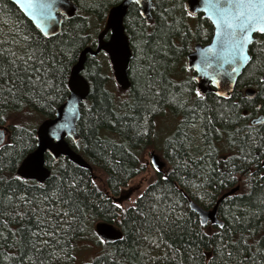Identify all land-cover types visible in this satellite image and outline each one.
I'll use <instances>...</instances> for the list:
<instances>
[{
  "label": "trees",
  "instance_id": "trees-1",
  "mask_svg": "<svg viewBox=\"0 0 264 264\" xmlns=\"http://www.w3.org/2000/svg\"><path fill=\"white\" fill-rule=\"evenodd\" d=\"M74 1L76 14L45 37L15 4L0 0V125L7 128L0 146V264H264V123H248L257 113L254 102L264 110V41L257 38L240 75L257 88L254 98L208 97L190 110L182 86L167 80L182 49L175 45L185 42L190 28L181 0H156L150 33L145 28L152 25L136 6L128 7L124 25L137 52L133 99L125 102L108 72L87 57L82 73L89 93L80 104L79 140L69 142L91 168L46 155L50 175L44 182L15 174L35 146L36 125L66 98L79 51L93 44L107 9L120 0ZM163 105L183 111L193 125L200 122L208 133V158L201 142L176 143L175 163L167 170L177 176H155L132 205L117 208L111 196L141 167L133 152L138 156L155 136L153 117ZM33 119L38 123L31 126ZM164 140L169 159L174 142ZM221 147L230 153L228 161L212 164ZM235 185L238 191L217 208L222 227L202 224L190 210L189 199L207 208ZM99 220L117 225L121 238L101 240L94 230ZM91 244L98 249L79 259Z\"/></svg>",
  "mask_w": 264,
  "mask_h": 264
},
{
  "label": "water",
  "instance_id": "water-1",
  "mask_svg": "<svg viewBox=\"0 0 264 264\" xmlns=\"http://www.w3.org/2000/svg\"><path fill=\"white\" fill-rule=\"evenodd\" d=\"M9 1L15 4L21 13L45 37L59 33L64 19L72 18L78 9L77 4L73 0H55V20L45 21L41 18L38 9L28 7L27 0ZM220 2L226 4L228 0H220ZM133 3L138 6L139 14L142 18L146 21L151 20L150 10L154 4L153 0H139V3L136 0H120L108 8L104 24L97 34L95 47L90 45L84 46L79 51L76 61L70 68L67 79L66 98L55 108L52 116L42 119L34 128L35 146L21 159L16 167L15 174L18 177L36 182H44L50 175V167L46 161V155L53 160H58L61 156L66 157L81 167L91 168L89 163L79 152L71 147L69 142H76L79 139L77 122L80 118V104L87 98L90 88V84L82 71L84 70L87 57L94 56L102 51L107 55L112 78L116 85L121 89H126L130 86L128 68L132 52L128 36L125 33L123 20L128 7ZM204 7L205 0H186L185 2V8L188 12L191 11L194 14L202 12L208 18L212 15V12H206ZM209 20L213 26L212 38L203 46L199 44L195 45L194 50L187 55V65L196 71L195 80L197 81V88L201 93L211 91L219 97H226L232 92L237 77L247 63L242 62L239 57L231 53L228 49L226 43L227 37L224 35V32L218 33L216 25L213 24L211 19ZM41 27L47 30V34L41 31ZM254 33L260 32L252 31L250 33L251 42L254 39ZM106 34H108V39L103 38ZM249 44L246 43L245 48L240 52L241 57L250 58L248 52ZM206 49H211V51L206 52ZM225 59H228V63L224 62ZM233 67L237 68L235 73L232 72ZM73 79L79 81L78 89H72L70 81ZM213 79H215L216 83H213ZM245 93L247 96L252 97L255 95V90L247 88ZM263 121L264 115L259 114L251 118L250 123L255 124ZM0 131L4 132V136L0 138L1 146L6 141L7 128L0 125ZM53 131L55 135L51 134ZM150 160L157 169L162 168L164 165L154 152L151 153ZM261 165L264 166V160L261 162ZM238 189L239 185H235L220 194L215 203L209 208H205L189 199V208L197 215L200 222L203 221L202 224L211 223L221 227L223 220L217 214L218 204L225 197L237 192ZM126 195L125 197H127ZM119 200H122V198L119 197ZM94 230L98 237L106 242L118 240L122 236L121 229L106 220L95 222Z\"/></svg>",
  "mask_w": 264,
  "mask_h": 264
},
{
  "label": "flooded vegetation",
  "instance_id": "flooded-vegetation-1",
  "mask_svg": "<svg viewBox=\"0 0 264 264\" xmlns=\"http://www.w3.org/2000/svg\"><path fill=\"white\" fill-rule=\"evenodd\" d=\"M155 2H156V0H153L154 4H153V7L150 10L151 17H152L150 21H146L144 18H142L140 16L138 6L135 3L131 4V5H135L136 6V8H137L136 11L139 14V16L143 19V21L145 23H147V24H151L152 25L151 27H146L145 28V31L147 33H150V32L155 30V27L153 25L154 21H155V17L153 15V9L155 7ZM185 2H186V0H183V2H182V4H183L182 17H183V19H185V17L187 15H189L188 14L189 12L185 8ZM126 16H127V13H126L124 18H126ZM189 16L194 18V21L193 22H188L186 20L187 23L190 25V26H188L190 28H189L188 32H186V34H184L185 42L184 43L179 42L178 45H175L176 47H180L182 49H181L180 54L175 59H172V61L169 64V68L167 69V80L169 81V84L176 83V84H179L180 86H182V88L184 89V93L187 95L188 99H190V104L187 106V108H190V110H191L192 107H193L192 108L193 110L196 109V105L199 102H201L203 99H207L208 97L209 98H213V99H229L230 97L233 98V99H240L241 97L250 98V99L254 98V96L257 93V88L255 86H253V85H247L246 82H243L240 79V77H241L240 75H241L242 72L237 77L232 92L226 97H219V96H217L215 93H213L211 91L206 92V93H201L198 90L197 81L195 79H193V77H195V75H196V71L193 68L188 67V65H187V55L194 50L195 45L199 44V45L203 46V45H205L206 43H208L211 40L212 35H213V26H212L210 20L207 17H205L202 12H198L196 14L189 15ZM123 23H124V20H123ZM103 24H104V22H103ZM124 28H125V33L128 36L129 45H130L131 52H132V56H131L130 64H129V68H128V77H129V80H130V86L128 88L121 89L120 87H118L116 85V83L114 82V80L112 78V72H111V68H110L109 62H108L107 55L104 52L100 51L96 55L89 56V57H93L94 58V63L98 64V59H97L98 57L97 56H100L101 54L105 55L106 61L108 63V67L110 68V77H111L112 81L114 82L115 86L122 90L121 92H122V94H124L123 99L125 100V102H127L129 99H133V97H135L133 78L136 75V70H137V58H136L137 52H136V49L134 47V41H133V39H131L130 33L128 32V29L126 28L125 25H124ZM97 34H98V32H97ZM97 34H96V37H95V39L93 41V44L90 45L92 47H95ZM103 38L104 39H108V34L104 35ZM257 38H260L261 41H264V34L254 33V39L249 44V47H248L249 54H250V48L258 44ZM106 61H105V63H106ZM248 62H250V59L248 60ZM248 62H247V64H248ZM246 65H245V67H246ZM247 88L254 89L255 90V95L252 96V97L247 96L246 93H245V90ZM197 91H199L200 96L196 95ZM233 103H237V101L233 100ZM253 104H254V106H255V108L257 110V113L252 115L251 118L258 116L259 114H263L264 115V110L261 107V101H256ZM243 112H244V114H247V110H244ZM167 113H168L169 117L172 118V120L174 121L173 122V127H172L171 130H169V133H167L166 135L164 134L161 137L162 138V142H161V144L158 145L159 149L155 147V148H153V149H151L149 151L150 158H151V153L154 152L159 157V159L164 163V165L162 166V168L157 169L152 164L150 158H149L148 162H144L143 161L144 152L146 151L148 146H151V142L154 139V137H153V138H151V139L146 141L148 143L147 147L145 149H143V151H141L138 154V156H136L138 151H134L133 152V154L136 157V158L134 157L135 162L139 163V161H141L142 165H140L141 167H139V168L137 167V169H136L137 171L132 175V177H134L137 174H139L142 171H144L146 169L147 165L151 166V168H152L151 169V173L153 174L154 177L155 176H160L161 174H167V173H169L171 176L173 175V177H176L177 176V172H172V170H167L166 168H168L167 167L168 163H169L170 168H171V166L174 165V163H175L174 152H175V148H176V145H177L176 143H179V142L181 143V142H184V141L186 142L187 141V144H188L189 142L194 140L196 143H199V142L203 143L202 144V148H203V151H204L203 157L205 158V160H207V158H208L207 157V154H208V151H207V148H208V133L206 131H204L202 128L200 129V127H201L200 122L199 123H195L193 125L191 120H186V118L183 117V113H184L183 111L177 110L175 107H172V106L170 107L169 105H163L160 108V110H158L155 113L156 116L153 117V121H154L155 117L162 116V115L167 114ZM251 118L248 119L249 125L260 126L261 124L264 123V121H263L261 123L251 124L250 123ZM161 120H163V123L166 124V121H165L164 118H161ZM238 121H239L238 124L235 126L237 129L239 128L238 125L240 124V120H238ZM152 127H153L152 130H155V134H156L155 121L153 122ZM169 127L171 128V124L169 125ZM150 136H151V132L149 134V137ZM167 136L172 138V141L174 142L172 147H170V152H169L170 158L169 159L167 157V153H168L167 152V148H166V145L164 144L165 143L164 139ZM182 140H184V141H182ZM139 143H140V141L137 142V144H139ZM170 146H171V143H170ZM229 156H230V153L228 152V150L223 149L221 147L219 149V151H216V154L214 153L212 164L225 163V162L228 161ZM263 160H264V158H263ZM263 160H261V162ZM260 165H261V163H260ZM262 167H264V166H262ZM126 185H127V183H126ZM126 185H124L121 188H125ZM119 192H121V189L118 192H116L115 194H112V196H111V200L115 204H120L118 202V201H120L119 197L117 196V194ZM128 194H129L128 197H130L132 195V193H128ZM207 208H209V207H207Z\"/></svg>",
  "mask_w": 264,
  "mask_h": 264
},
{
  "label": "snow or ice",
  "instance_id": "snow-or-ice-1",
  "mask_svg": "<svg viewBox=\"0 0 264 264\" xmlns=\"http://www.w3.org/2000/svg\"><path fill=\"white\" fill-rule=\"evenodd\" d=\"M136 2L139 3V0ZM27 3L28 7L39 10L43 20H55V0H27ZM204 10L212 12L208 18L216 25L218 33L224 32L231 53L239 57L242 62L247 63L250 58L241 57L240 52L245 48L246 43H251L250 33L252 31L264 33V0H228L226 4H222L220 0H205ZM188 14L193 15L194 13L189 11ZM41 31L47 34V30L43 27H41ZM205 51H211V49ZM31 58L29 57V59ZM224 62L228 63V59H225ZM62 71L63 69H61ZM236 71L237 68L233 67L232 72L235 73ZM213 83H216L215 79H213ZM70 84L73 90L79 87V81L76 79L71 80ZM196 95L200 96L199 91ZM3 119L4 117L0 116V120ZM51 134L55 135V132L53 131ZM3 136L4 132L0 131V138ZM116 207L119 208L121 205L116 204Z\"/></svg>",
  "mask_w": 264,
  "mask_h": 264
},
{
  "label": "rangeland",
  "instance_id": "rangeland-1",
  "mask_svg": "<svg viewBox=\"0 0 264 264\" xmlns=\"http://www.w3.org/2000/svg\"><path fill=\"white\" fill-rule=\"evenodd\" d=\"M182 0L180 3V8L181 10H183V4H182ZM185 19L188 22H193L194 18H192L191 16L187 15L185 17ZM102 27V26H101ZM100 27V28H101ZM99 28V29H100ZM98 29V30H99ZM98 62L100 63V65L102 66V68H104L108 74L110 75V68L108 67V63L106 61L105 56H103V54H101L100 56H97ZM106 61V63H105ZM102 69V70H104ZM111 87L116 90V86L114 84V82L111 80ZM117 92V91H116ZM122 97H124V94L121 95ZM161 118H164L166 121V124L163 123V120H161ZM155 124H156V134L154 136V139L151 142V146H148L146 151L144 152V156H143V161L144 162H148L150 155H149V151L153 148H158L159 149V144H161L162 142V136L167 133H169V130L172 129L173 127V120L172 118L169 117L168 113L164 114L162 116H157L154 118ZM38 123V121L36 119H33L30 122V125H36ZM171 124V128L169 127V125ZM160 151V150H159ZM151 166L146 167V169L144 171H142L141 173L137 174L136 176L132 177L131 179H129V181L127 182V185L125 188H121V192H119L117 194L118 197H121L122 200L118 201L122 207L127 206V205H132L135 201V199L141 194V192L144 190V188L148 185V183L154 178L153 174L151 173ZM167 169V168H166ZM128 193H132V195L130 197H128ZM125 195L127 197H125ZM124 196V197H123ZM98 248L97 246L91 244V246L89 248H83L81 250V252H79V259H89L93 252L96 251Z\"/></svg>",
  "mask_w": 264,
  "mask_h": 264
}]
</instances>
